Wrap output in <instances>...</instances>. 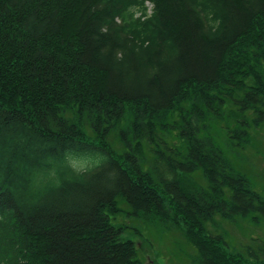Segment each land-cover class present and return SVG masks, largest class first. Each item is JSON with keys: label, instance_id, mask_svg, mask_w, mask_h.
I'll return each instance as SVG.
<instances>
[{"label": "trees", "instance_id": "16d2710c", "mask_svg": "<svg viewBox=\"0 0 264 264\" xmlns=\"http://www.w3.org/2000/svg\"><path fill=\"white\" fill-rule=\"evenodd\" d=\"M263 128L264 0H0V264H145L120 218L264 264L208 229L264 220Z\"/></svg>", "mask_w": 264, "mask_h": 264}, {"label": "rangeland", "instance_id": "374dc122", "mask_svg": "<svg viewBox=\"0 0 264 264\" xmlns=\"http://www.w3.org/2000/svg\"><path fill=\"white\" fill-rule=\"evenodd\" d=\"M151 9L152 5L148 4ZM252 146L246 149L243 154L244 162L233 159L242 171L249 174V179L253 183L254 189L264 196V128L254 134ZM195 182L206 186V180L201 173L194 175ZM259 217V216H257ZM260 218V217H259ZM127 223L132 227L125 236L131 240L142 243L141 258L145 264H192L189 255L195 254L193 248L183 236L181 229L171 228L163 222L147 224L145 221L124 220L120 218L117 223ZM134 229H140L141 236H136ZM208 229L214 235L225 237L228 246L235 252L245 254L248 246L252 247L259 257L264 259V251H258V245H264V220L254 223L252 220L238 221L237 223H227L216 218L214 225H208ZM257 240V242H254ZM261 241V243L259 241Z\"/></svg>", "mask_w": 264, "mask_h": 264}]
</instances>
